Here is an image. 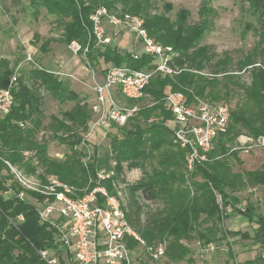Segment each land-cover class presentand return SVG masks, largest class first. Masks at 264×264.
Listing matches in <instances>:
<instances>
[{"label":"trees","instance_id":"obj_1","mask_svg":"<svg viewBox=\"0 0 264 264\" xmlns=\"http://www.w3.org/2000/svg\"><path fill=\"white\" fill-rule=\"evenodd\" d=\"M249 1L258 13L262 44L240 59L238 68L251 71L253 82L246 86L239 84L243 95L235 108H231L228 127L216 137L208 160L197 163L190 174L186 170V149L175 141L173 129L165 124L167 119L173 118L171 110L165 106V88L169 85L171 90L183 91L190 99L195 94L214 101L230 97L235 86L226 82L230 80L220 82L198 72L202 69L214 70V73L231 71L225 59L214 62L213 52L201 43L208 31L207 24H190L186 10L179 11L175 19L152 14L147 0H29L35 13L45 8L62 23V38L67 44L73 40L89 44L85 61L93 68L101 61L135 69L155 67L153 56L142 53L134 58L131 51H124L116 44L98 45L92 35L90 15L100 6L113 12L142 13L149 35L165 46H172L175 55L169 64L180 71L173 75L156 73L144 88L145 95L139 99L126 98L117 91L130 106L145 97H149L152 104L140 105L125 124L114 123L108 130L109 148L100 152L96 147L86 164L82 161L87 147L83 134L89 129L92 106L46 67L37 66L28 75L19 73L17 85L12 89L13 105L0 117V154L43 182L47 181V176L54 175L75 185L79 194L96 185L90 182V177H96L98 169L113 171L114 174L102 182L111 193H115L112 182L123 178L125 166L141 169L143 176L126 186L123 208L131 225L148 244L167 240L166 258L170 262L191 259L188 243L192 240L207 244L241 236L264 246V214L252 202L242 206L240 195L244 190L264 185V165L255 170L233 167L234 161L242 163L238 151L233 149L239 136L264 134V0ZM13 74L14 68L2 59L0 90L9 86ZM28 79L57 100L75 101L71 109L63 111L60 117L53 116L50 123L52 138L70 149L63 158L50 156L47 143L37 138L43 123V95L29 85ZM24 150H31L33 154L25 157ZM3 167L5 164L0 159V170ZM13 178L14 175L0 171V264H48L39 250L62 254L65 249L56 229L41 221L42 195L33 191H27L24 198L4 195L7 180ZM12 187L15 191L22 189L14 180ZM139 193L148 200H160L164 205L149 214L145 222ZM233 214L246 218L252 233L224 228V220ZM21 215L23 219H19ZM227 243L231 254V243ZM137 244L130 240L132 248ZM245 264H264V254L246 260Z\"/></svg>","mask_w":264,"mask_h":264},{"label":"built area","instance_id":"obj_2","mask_svg":"<svg viewBox=\"0 0 264 264\" xmlns=\"http://www.w3.org/2000/svg\"><path fill=\"white\" fill-rule=\"evenodd\" d=\"M90 20L92 35L98 45L115 44L121 33L125 32L131 34L134 42L142 46L139 52H132L134 58L142 53L154 57L155 67L152 69H135L110 63L103 80L95 82L93 88L96 97L92 111L97 118L92 129L100 126L110 130L114 123H125L136 109L123 106L115 96L117 91L129 99L142 98L145 95L144 88L156 73L173 75L180 69L169 64L175 55L172 46H165L152 38L140 15L128 11L113 12L100 6L91 13ZM68 48L74 55H81L85 59L89 44L83 45L73 40ZM28 60L34 62L32 54H28ZM86 65L95 75V68L88 62ZM50 71L58 75L64 74ZM18 75L17 68L9 86L0 90V117L6 115L13 105L12 89L17 85ZM165 106L171 110L173 120L178 123L173 128L174 138L186 149V164L192 170L197 163L208 160V153L215 147L216 137L228 127L231 107L227 103L213 102L195 94L190 99L183 91L171 89L165 94ZM242 137L244 152L264 148V134ZM6 163L12 168L14 175L13 179L6 182V197L17 195L24 198L27 191L43 196L44 201L39 208L41 221L48 222L56 229L58 239L65 249L62 254L49 249L39 250L48 264H135L138 250L145 252L150 264H164L167 241L148 244L129 222L122 199L109 192L104 185L98 183L84 194H79V188L58 177H50L43 182L35 177H26L8 161ZM108 176L104 171L97 172L99 180ZM13 180L22 187L21 190L15 191L12 187ZM218 199L220 200V196ZM244 205L243 203L242 206ZM19 219H23V216H19ZM131 239L138 242L136 248L130 246ZM197 244L201 255L216 249L214 242L203 244L197 241Z\"/></svg>","mask_w":264,"mask_h":264},{"label":"rangeland","instance_id":"obj_3","mask_svg":"<svg viewBox=\"0 0 264 264\" xmlns=\"http://www.w3.org/2000/svg\"><path fill=\"white\" fill-rule=\"evenodd\" d=\"M151 6V13H159L170 16L172 19L177 17L181 10L188 12V22L190 24H207L208 31L204 40L201 42L207 45L214 54V62L219 59H225L228 62L229 72L202 69L198 72L206 78L224 80L228 84H234L235 91L230 97L224 96L220 100L213 102L227 103L231 108H235L237 101L242 98L243 91L239 90V84L250 85L252 80V72L239 71V60L246 55L254 52L257 47L262 44V29L258 19V13L249 0H147ZM142 18V13H137ZM63 25L56 17L47 12L45 8H40L38 13L34 12V8L29 4V0H0V61L6 60L10 67L19 69V73L28 75L29 71L35 67L43 66L46 68H54L56 71L64 73L59 75L73 90H75L82 100L88 102L90 106L95 101L94 85L95 81L93 74L89 71L85 59L81 55H74L68 48V44L63 40ZM134 37L131 34L121 33L115 44L122 50L139 52L142 47L140 44L133 45ZM28 54H32L33 61L28 60ZM212 61V63H214ZM37 64V65H36ZM110 64V63H109ZM107 63L101 61L96 66V79L101 80L104 75V68ZM19 74V75H20ZM18 75V76H19ZM29 85L38 89L43 95L42 110L43 123L37 135L39 140L47 143L48 153L54 158H63L64 155L70 152L69 147L52 138V130L50 123L52 117H60L62 112L71 109L75 101L67 100L60 101L54 98L43 87H39L32 79H28ZM171 89V86L165 88V93ZM117 100L127 108H136L132 115L137 111L140 105L152 104L149 97L130 106L129 102L120 94L115 95ZM165 96V95H164ZM209 99V98H208ZM92 119L89 129L84 133V138L87 141L84 148L85 156L82 161L86 164L89 156L93 155L96 147L100 152H104L109 148L110 138L108 130L103 127L93 128V123L96 120V115L91 111ZM131 116V115H130ZM151 121V120H150ZM125 124V123H123ZM122 124V125H123ZM165 124L171 129L178 126V123L169 118ZM113 132L116 129H112ZM242 135L239 136L238 143L235 144L234 150L238 151V156L242 163L234 161L233 167L235 170H255L264 165V148L244 152L242 149ZM25 157L33 154L31 150H24ZM0 159L4 162L5 167L0 171L1 174H12V168L6 163L8 161L14 169L22 172L26 177H35L42 181L38 176L26 173L21 167L13 164L9 159L0 154ZM114 165L115 163L112 162ZM112 165V166H113ZM187 173L194 171L188 169ZM109 174L105 179L99 180L96 177H90V182H96L104 185L102 182L109 179L114 173L105 168L98 169ZM97 171V172H98ZM123 178L113 181L112 185L115 193H112L126 201V186L127 184L138 181L143 172L139 168L128 169L124 167V172L121 175ZM54 175L47 176V179ZM57 177V176H55ZM106 188L107 186L104 185ZM108 189V188H107ZM243 203L252 202L257 206L258 211L264 214V185L249 188L240 193ZM139 202L143 205V221L152 212L157 211L164 205L162 201H151L146 199L142 194H138ZM224 228L231 230L249 231L252 233L251 225L248 220L238 214H233L225 219ZM220 236V235H219ZM165 240V239H164ZM167 241V240H166ZM231 243V254L229 244ZM216 249L206 252L201 255L199 245L196 240L190 241L188 244L192 250L191 259H186L179 263H173L164 260V264H245V261L256 257L258 254H264V246L254 243L252 239L241 236L230 237L219 242H214ZM135 264H150L144 251L138 250L135 256Z\"/></svg>","mask_w":264,"mask_h":264},{"label":"crops","instance_id":"obj_4","mask_svg":"<svg viewBox=\"0 0 264 264\" xmlns=\"http://www.w3.org/2000/svg\"><path fill=\"white\" fill-rule=\"evenodd\" d=\"M124 34H127V33L124 32L123 35H124ZM133 45H137V44L134 42ZM48 69L56 71L54 68H48ZM95 69H96V68H95ZM93 78H94V81H95V82H96V81H99V80L96 79V74L93 75ZM102 80H103V76H101V80H100V81H102ZM116 94H118V93H116Z\"/></svg>","mask_w":264,"mask_h":264}]
</instances>
